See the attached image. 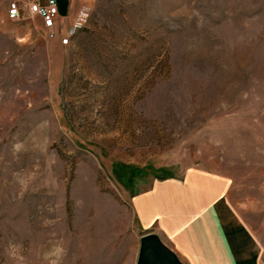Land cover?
<instances>
[{
    "label": "rangeland",
    "instance_id": "obj_1",
    "mask_svg": "<svg viewBox=\"0 0 264 264\" xmlns=\"http://www.w3.org/2000/svg\"><path fill=\"white\" fill-rule=\"evenodd\" d=\"M26 1L0 0V264H135L132 198L191 170L264 264V0H72L65 47Z\"/></svg>",
    "mask_w": 264,
    "mask_h": 264
},
{
    "label": "crops",
    "instance_id": "obj_2",
    "mask_svg": "<svg viewBox=\"0 0 264 264\" xmlns=\"http://www.w3.org/2000/svg\"><path fill=\"white\" fill-rule=\"evenodd\" d=\"M56 3L54 39L75 18L72 0ZM131 202L142 228L140 236L156 234L182 264H261L257 242L232 206L224 176L191 170L179 180L155 182Z\"/></svg>",
    "mask_w": 264,
    "mask_h": 264
},
{
    "label": "built area",
    "instance_id": "obj_3",
    "mask_svg": "<svg viewBox=\"0 0 264 264\" xmlns=\"http://www.w3.org/2000/svg\"><path fill=\"white\" fill-rule=\"evenodd\" d=\"M24 12L29 18H37L41 23L45 35L49 39H54L58 36L56 20L58 18V8L56 0H45L43 3L37 0H27L24 5ZM23 11L17 3H10L7 9V17L10 20H18L22 17ZM69 31H76V25L68 27L63 34L60 35V45L68 46Z\"/></svg>",
    "mask_w": 264,
    "mask_h": 264
},
{
    "label": "water",
    "instance_id": "obj_4",
    "mask_svg": "<svg viewBox=\"0 0 264 264\" xmlns=\"http://www.w3.org/2000/svg\"><path fill=\"white\" fill-rule=\"evenodd\" d=\"M135 264H182L178 257L154 233L139 237Z\"/></svg>",
    "mask_w": 264,
    "mask_h": 264
},
{
    "label": "bare ground",
    "instance_id": "obj_5",
    "mask_svg": "<svg viewBox=\"0 0 264 264\" xmlns=\"http://www.w3.org/2000/svg\"><path fill=\"white\" fill-rule=\"evenodd\" d=\"M76 31H69V42L70 39L75 35Z\"/></svg>",
    "mask_w": 264,
    "mask_h": 264
}]
</instances>
